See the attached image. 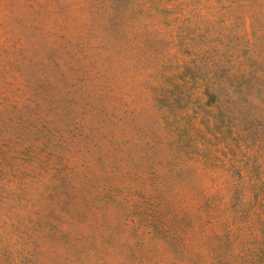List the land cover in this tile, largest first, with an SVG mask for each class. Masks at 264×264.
I'll return each mask as SVG.
<instances>
[{"label":"rangeland","instance_id":"374dc122","mask_svg":"<svg viewBox=\"0 0 264 264\" xmlns=\"http://www.w3.org/2000/svg\"><path fill=\"white\" fill-rule=\"evenodd\" d=\"M0 264H264V0H0Z\"/></svg>","mask_w":264,"mask_h":264}]
</instances>
